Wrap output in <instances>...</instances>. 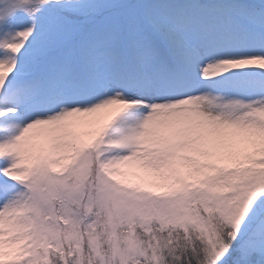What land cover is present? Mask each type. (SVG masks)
Segmentation results:
<instances>
[{
	"label": "snow or ice",
	"instance_id": "obj_1",
	"mask_svg": "<svg viewBox=\"0 0 264 264\" xmlns=\"http://www.w3.org/2000/svg\"><path fill=\"white\" fill-rule=\"evenodd\" d=\"M0 264H264V0H0Z\"/></svg>",
	"mask_w": 264,
	"mask_h": 264
}]
</instances>
